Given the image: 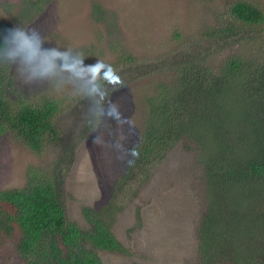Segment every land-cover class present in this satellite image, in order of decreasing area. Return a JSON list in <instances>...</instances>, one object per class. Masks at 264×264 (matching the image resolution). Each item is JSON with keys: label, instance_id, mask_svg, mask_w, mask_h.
Returning a JSON list of instances; mask_svg holds the SVG:
<instances>
[{"label": "rangeland", "instance_id": "obj_1", "mask_svg": "<svg viewBox=\"0 0 264 264\" xmlns=\"http://www.w3.org/2000/svg\"><path fill=\"white\" fill-rule=\"evenodd\" d=\"M234 1L0 0V21L38 30L35 39L51 60L45 71L39 58L12 56L8 91L13 99L60 103L56 126L63 139L77 144L65 172L67 215L89 228L83 209L91 207L111 221L126 251L98 248L106 264H201L198 231L207 197L191 144L177 143L148 178L116 184L142 138L148 98L172 79L169 58L202 44L212 46L214 67L235 53L264 57V23L239 24L235 39L210 36L209 30L230 24ZM250 1L264 10V0ZM126 53L133 61H123ZM113 70L120 79L109 82ZM60 152L55 143L37 153L12 135H0V190L23 187L31 168L50 167ZM21 260L17 241L1 239L0 264Z\"/></svg>", "mask_w": 264, "mask_h": 264}, {"label": "trees", "instance_id": "obj_2", "mask_svg": "<svg viewBox=\"0 0 264 264\" xmlns=\"http://www.w3.org/2000/svg\"><path fill=\"white\" fill-rule=\"evenodd\" d=\"M229 17L230 24L209 30L210 36L235 39L239 24H263L264 10L250 0H235ZM8 29L0 21V135H12L37 153L48 143L63 152L50 167L31 168L23 187L0 190V240L17 241L22 258L17 264H106L98 248H126L102 210L84 207L89 228L68 218L65 172L77 144L63 139L56 126L58 100L29 102L10 95L15 46L10 37L4 46ZM201 47L166 62L172 79L160 82L156 95L148 98L142 138L116 186L148 178L177 143L191 144L207 197L198 231L201 264H264V57L235 53L214 67L212 46ZM120 57L133 61L128 53Z\"/></svg>", "mask_w": 264, "mask_h": 264}, {"label": "clouds", "instance_id": "obj_3", "mask_svg": "<svg viewBox=\"0 0 264 264\" xmlns=\"http://www.w3.org/2000/svg\"><path fill=\"white\" fill-rule=\"evenodd\" d=\"M39 36V31L36 29H26L21 26H12L8 29L7 35L4 37V46L6 47L9 41V37L12 42L15 44V50L12 53L13 56L23 55L26 60L31 61L34 59H40L39 67H44L45 71L47 70L46 66L51 65V60L46 53H42L40 49V42L35 39ZM57 55L59 53H56ZM93 67H98L95 65ZM109 82L118 81L120 76L115 70L107 77Z\"/></svg>", "mask_w": 264, "mask_h": 264}]
</instances>
